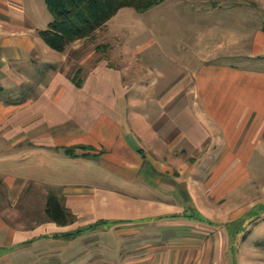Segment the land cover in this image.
Instances as JSON below:
<instances>
[{
    "label": "crops",
    "instance_id": "obj_1",
    "mask_svg": "<svg viewBox=\"0 0 264 264\" xmlns=\"http://www.w3.org/2000/svg\"><path fill=\"white\" fill-rule=\"evenodd\" d=\"M42 2L0 0V154L16 148L22 159L27 148L37 167L44 149L62 173L89 168L113 175L112 185L33 188L23 199L43 212L26 214L8 205L27 179L5 173L13 196L0 210V259L228 264L229 224L264 206V66L216 60L188 69L146 34L114 51L109 20L56 51L38 32L50 21L39 19ZM263 23L237 43L258 59ZM50 191L73 221L45 215Z\"/></svg>",
    "mask_w": 264,
    "mask_h": 264
},
{
    "label": "rangeland",
    "instance_id": "obj_2",
    "mask_svg": "<svg viewBox=\"0 0 264 264\" xmlns=\"http://www.w3.org/2000/svg\"><path fill=\"white\" fill-rule=\"evenodd\" d=\"M43 4L42 2L40 5L39 19L46 18L49 21L51 15ZM263 18L264 0H163L142 13L132 7L121 8L107 22L106 32L114 51L126 47L129 39L146 34L162 47L165 54L188 69L216 60L256 68L264 66V56L260 59L248 56L247 51L251 47L238 46L237 43L242 34L252 33L254 28H258ZM90 42H95V38ZM96 46L104 52L107 50V45ZM58 116L55 117L58 119ZM15 150L16 148H8L4 150V154H0V210L7 208L3 205L7 201L11 202L12 199L8 198L13 196L5 191L6 185L1 182L5 173L23 178L21 183L27 179L24 191L19 194L18 204L8 205L10 210L23 209L26 214L43 212L44 206H27L28 203L23 199L25 193L33 188L36 193L43 195V191L51 189L57 192L69 182L96 187L112 185L113 175L99 173L98 177L89 168L85 173L76 174L78 169L74 165L66 173H62L56 168L57 163H54L59 159L53 155L47 156L44 149H39L40 165L37 167L31 165L29 149H20L26 155L22 159L16 158ZM18 160L22 163L17 165ZM263 207L253 206L243 218L229 224V245L224 259L226 263L264 264ZM85 212L94 215L91 211ZM90 218L91 215L84 219ZM15 254L2 257L0 264H22L23 260H16Z\"/></svg>",
    "mask_w": 264,
    "mask_h": 264
},
{
    "label": "trees",
    "instance_id": "obj_3",
    "mask_svg": "<svg viewBox=\"0 0 264 264\" xmlns=\"http://www.w3.org/2000/svg\"><path fill=\"white\" fill-rule=\"evenodd\" d=\"M162 1L45 0L51 20L46 28L38 32L46 45L56 51H64L74 41L92 37L97 28L104 25L121 8L132 7L142 13ZM73 80L79 84L78 71L75 72ZM45 202V215L50 220L64 225L74 220V215L61 204L59 197L51 191L47 194ZM90 228L92 225L87 226L85 230Z\"/></svg>",
    "mask_w": 264,
    "mask_h": 264
}]
</instances>
